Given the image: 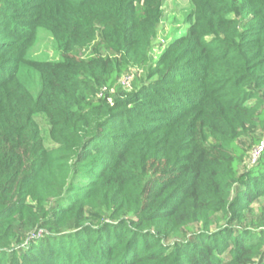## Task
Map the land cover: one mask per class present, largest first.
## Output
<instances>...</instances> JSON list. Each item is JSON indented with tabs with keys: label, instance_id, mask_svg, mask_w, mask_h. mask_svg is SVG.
<instances>
[{
	"label": "trees",
	"instance_id": "trees-1",
	"mask_svg": "<svg viewBox=\"0 0 264 264\" xmlns=\"http://www.w3.org/2000/svg\"><path fill=\"white\" fill-rule=\"evenodd\" d=\"M166 1L0 0V264H264V0Z\"/></svg>",
	"mask_w": 264,
	"mask_h": 264
},
{
	"label": "rangeland",
	"instance_id": "rangeland-1",
	"mask_svg": "<svg viewBox=\"0 0 264 264\" xmlns=\"http://www.w3.org/2000/svg\"><path fill=\"white\" fill-rule=\"evenodd\" d=\"M192 10L191 0H167L164 6L165 16L161 25V34L159 40V46L153 52L154 58H158L163 48L170 42V40L177 35L183 34L186 23L185 19ZM28 59L34 61H49L59 62L61 61V53L57 47V44L52 35L45 31L39 30L33 47L28 53ZM136 73V72H135ZM38 86V84L36 85ZM38 123L45 145L48 148H52L54 145L50 140V123L45 115H38L35 117ZM263 131L259 130L256 134L258 138L263 137ZM240 145L247 151L248 157L245 165L250 167L255 165L257 160L254 161V154L257 152V147L253 140V135L243 137L240 140ZM254 208L258 211L259 208L264 207V198L257 199L254 204ZM224 221H220L218 226L224 225Z\"/></svg>",
	"mask_w": 264,
	"mask_h": 264
},
{
	"label": "built area",
	"instance_id": "built-area-1",
	"mask_svg": "<svg viewBox=\"0 0 264 264\" xmlns=\"http://www.w3.org/2000/svg\"><path fill=\"white\" fill-rule=\"evenodd\" d=\"M133 80V76H126L121 80V84L125 87V88H129L131 81ZM264 147V143L262 144V146L260 148L257 149V152L254 154V161H256L259 158L260 153L262 152Z\"/></svg>",
	"mask_w": 264,
	"mask_h": 264
}]
</instances>
